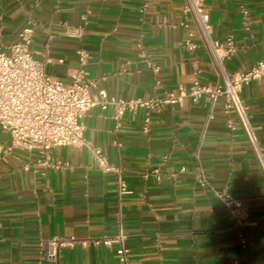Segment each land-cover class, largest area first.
Wrapping results in <instances>:
<instances>
[{"label": "crops", "instance_id": "obj_1", "mask_svg": "<svg viewBox=\"0 0 264 264\" xmlns=\"http://www.w3.org/2000/svg\"><path fill=\"white\" fill-rule=\"evenodd\" d=\"M183 6L184 0H0V49L16 42L31 18V48L37 57L52 59L47 72L72 80L83 49L93 94L163 96L190 85L196 69L202 82L214 84L219 70L200 38L196 50L184 47L188 32L182 24L190 18ZM205 6L213 36L235 41L236 51L225 62L228 72L264 60V0H205ZM144 54L158 74L146 66ZM240 96L264 146V78ZM208 113L204 104L186 99L183 106L151 113L144 133V110L120 122L109 111L91 110L82 119L84 136L125 168L130 193L121 200L115 175L98 169L86 148L53 149L54 160L70 165L65 169L39 165L35 155L22 151L1 153L0 264H118L115 251L94 240L115 234L119 205L133 264H264V176L250 136L237 114L230 130L220 106L209 121ZM8 143L0 129V146ZM182 166L185 172L170 175ZM154 168H160V180L144 176ZM200 172L214 189L248 206L247 256L224 206L199 184ZM53 237L85 244L62 250L52 262L45 251Z\"/></svg>", "mask_w": 264, "mask_h": 264}, {"label": "built area", "instance_id": "obj_2", "mask_svg": "<svg viewBox=\"0 0 264 264\" xmlns=\"http://www.w3.org/2000/svg\"><path fill=\"white\" fill-rule=\"evenodd\" d=\"M241 12L244 18L248 16V10L242 9ZM183 14L186 18H190L189 22L182 24L188 32L184 47L188 51L196 50L198 47L196 36H198L217 66L220 79L214 84L204 83L200 80L199 69H196L195 78L190 85L179 84L175 92L146 99L123 98L109 95L104 90L93 94L91 88L94 83L86 77L89 56L83 49L78 51L80 67L72 75V80L63 81L50 75L47 72V65L52 59L37 57L31 48L36 23L29 18L19 32L18 40L0 49V129L9 139L7 146H0V154L18 150L35 155L34 162L39 165L65 169L70 165L54 160L53 149L65 146L86 148L98 169L103 173L115 175L119 200H121L123 195L130 193L124 179L125 168L111 162L100 147L85 138L82 119L96 107L109 111L116 122H120L127 113L134 114L144 110L147 116L143 132L148 133L151 113H161L170 106H183L185 100L189 99L192 104H204L208 107L207 121L214 117V109L220 106L230 130L236 128L233 113L237 114L247 129L264 176V146L257 141L249 125L246 105L240 96L245 86L264 78V60L257 61L247 70L228 72L225 62L236 51L235 41L232 36L224 42L213 36V26L209 12L206 10L205 0H184ZM69 32L70 35L74 33L73 29ZM143 57L146 66L158 74L159 67L147 54ZM156 83H160L158 78ZM186 170V167L182 166L170 175L176 177ZM149 175H153L156 180H160L162 176L160 168L144 173L145 177ZM198 182L201 186L210 189L214 197L224 206L229 221L236 230L237 241L247 256L249 247L245 228L250 224L248 206L233 194L214 189L202 172L198 173ZM118 216L115 234L96 239L94 244H103L113 249L118 264H133L130 248L127 245L128 236L122 224L121 205ZM78 243L85 244V241H79L75 237H53L47 241L45 258L58 262L62 250L73 248Z\"/></svg>", "mask_w": 264, "mask_h": 264}]
</instances>
